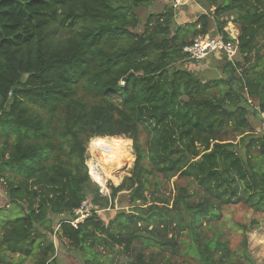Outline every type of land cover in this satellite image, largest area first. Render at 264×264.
Here are the masks:
<instances>
[{
	"label": "trees",
	"instance_id": "obj_1",
	"mask_svg": "<svg viewBox=\"0 0 264 264\" xmlns=\"http://www.w3.org/2000/svg\"><path fill=\"white\" fill-rule=\"evenodd\" d=\"M155 1L0 0V263L54 264V236L84 264H256L246 236L256 222L241 226L237 250L211 223L223 205L264 214V131L250 135L248 119L264 116V0H200L205 12L184 25L169 6L141 21ZM199 35L234 43L235 56L190 60L183 48ZM220 57L221 79L180 68ZM113 137L132 142L134 163L103 195L87 147ZM178 174L209 198L177 185L171 201L160 196L152 178ZM121 193L128 209L104 223L94 208ZM83 202L90 214L74 227Z\"/></svg>",
	"mask_w": 264,
	"mask_h": 264
},
{
	"label": "rangeland",
	"instance_id": "obj_2",
	"mask_svg": "<svg viewBox=\"0 0 264 264\" xmlns=\"http://www.w3.org/2000/svg\"><path fill=\"white\" fill-rule=\"evenodd\" d=\"M199 1L200 0H191L186 6L181 7L177 11H175L174 19L176 24L184 25L187 23H191L196 20V17L198 15L203 14L205 11L201 7ZM167 7L168 4L166 0H156L151 6L138 10L137 15L139 16L140 20L144 22L148 13H158ZM212 12L213 9H210V14ZM227 17L229 18L230 16H225L224 18L226 19ZM142 27L143 24H141V26L137 29V32H140L142 30ZM212 28L214 30L213 24H212ZM209 36H214V35H209ZM190 40H192V38H190ZM258 44L260 47L264 45V34H262L258 38ZM261 53H264V49H261ZM210 56H212V54L209 55L208 58ZM222 58L220 57V59L217 60L216 63L210 67L207 64H204V62L200 63V67L190 64L189 62H183L180 64L181 66L180 68L186 69L194 73L197 76V78H199L203 82L213 79L217 80L223 78V71L221 67ZM237 60L240 59L238 58ZM248 119L251 124L250 135L254 137L260 136L264 131V116L263 118L261 117L253 118L249 116ZM121 139H126V138L121 137ZM140 139L142 142L145 143L146 139L143 133L141 134ZM237 140L238 138L235 141ZM88 147H87L88 159L86 161V166H87L88 174L90 176L89 167L91 164L95 165L97 161L93 158ZM127 148L129 149H123V151H125L128 155H130L128 160L130 163L127 161V163H124V165L126 164L124 168L123 165L121 168L119 169L117 168L116 171L114 170V172L111 174V178L105 181L103 187H100L101 191L106 190L108 195L110 193L109 186L116 187L119 184H121V182L125 177L130 176L129 173L134 163L131 141ZM155 181L159 183V185L156 188L159 190L158 194H160V196H163L165 199H170V201L171 199H173V197L176 194V190H175L176 185L179 187H187L189 193L193 195V200L195 202H197L199 198L203 196L209 198L195 183H192L188 178L180 177L179 174L173 177L168 182L162 179L160 176L153 177L151 182L153 183ZM92 182L95 183L93 180ZM153 189L154 188L152 186L149 188V191L146 192L147 199L149 202L148 205L152 204L149 194L153 191ZM7 203L8 202L5 194V187L3 185H0V208L5 206ZM86 203L88 205L87 210L89 211L90 208L92 207L89 206L88 202ZM148 205L141 206L140 208L144 209ZM120 208L124 210L128 209L126 193L119 194L115 199L113 206H109L106 209H98V208H94V209L96 210L95 212L97 213V216L102 221H104V223L107 224L108 221L111 220L112 217H114L115 214L120 210ZM218 214H220L219 220L216 221L218 224H216V222H212L211 225L212 226L216 225V227H218L223 232L224 238L228 241L229 247L232 250L239 249L240 243L244 238V234L240 230L241 226L244 225L249 227L251 221L257 223L256 226L252 227L251 229H249L248 232H246L248 250L252 259L256 262V264H264V214L256 213L244 204L223 205L218 210ZM57 220H58L57 218H53L54 224L52 226V229L54 232L57 231L56 228ZM206 235L210 237L211 232L206 231ZM50 239L53 241L55 246L54 264H84L82 255L79 252L72 251L69 247H66L58 238L54 236L50 237ZM105 253H110V252L106 251ZM17 260L18 257L16 255H10L8 258V262H12V263L16 262ZM170 261L175 264H192V261L190 259L183 257H175ZM22 264H35V263L34 261L27 259Z\"/></svg>",
	"mask_w": 264,
	"mask_h": 264
},
{
	"label": "built area",
	"instance_id": "obj_3",
	"mask_svg": "<svg viewBox=\"0 0 264 264\" xmlns=\"http://www.w3.org/2000/svg\"><path fill=\"white\" fill-rule=\"evenodd\" d=\"M190 1L191 0H166L168 6L174 11L186 6ZM228 27L229 33L232 35V38L235 39L238 35V32L230 24ZM220 51L224 52L228 59H232L236 54V45L232 42H224L220 36L210 37L199 35L194 38L190 45L183 48V53H185L190 60L195 61H200L208 54ZM90 179H92V177ZM95 184L99 188L101 187L98 183L95 182ZM100 193L103 195H108L106 190L101 191L100 189ZM87 208V203L83 202L80 208L74 211L76 218L71 222L72 226L76 227L78 223H81L90 214V210L88 211Z\"/></svg>",
	"mask_w": 264,
	"mask_h": 264
},
{
	"label": "bare ground",
	"instance_id": "obj_4",
	"mask_svg": "<svg viewBox=\"0 0 264 264\" xmlns=\"http://www.w3.org/2000/svg\"><path fill=\"white\" fill-rule=\"evenodd\" d=\"M129 144V140L121 139V137L92 139L88 148L97 161L95 165L91 164L89 167L92 180L103 187L114 170L121 168L129 160L130 155L123 151V149H129L127 148ZM125 166L126 164L123 168Z\"/></svg>",
	"mask_w": 264,
	"mask_h": 264
},
{
	"label": "crops",
	"instance_id": "obj_5",
	"mask_svg": "<svg viewBox=\"0 0 264 264\" xmlns=\"http://www.w3.org/2000/svg\"><path fill=\"white\" fill-rule=\"evenodd\" d=\"M17 256V255H16ZM18 257V256H17ZM9 258V257H8ZM24 262V261H23ZM22 262V263H23ZM12 263V262H11ZM15 264H17V263H20V258L18 257V260L16 261V262H14ZM14 263H12V264H14Z\"/></svg>",
	"mask_w": 264,
	"mask_h": 264
}]
</instances>
